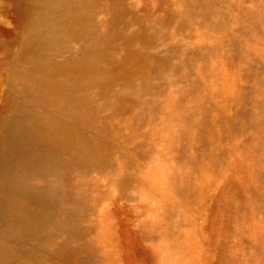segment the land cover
Listing matches in <instances>:
<instances>
[{
  "label": "rangeland",
  "instance_id": "obj_1",
  "mask_svg": "<svg viewBox=\"0 0 264 264\" xmlns=\"http://www.w3.org/2000/svg\"><path fill=\"white\" fill-rule=\"evenodd\" d=\"M25 2L0 0V128L26 72L91 59L31 264H264V0H68L83 25L42 56Z\"/></svg>",
  "mask_w": 264,
  "mask_h": 264
},
{
  "label": "bare ground",
  "instance_id": "obj_2",
  "mask_svg": "<svg viewBox=\"0 0 264 264\" xmlns=\"http://www.w3.org/2000/svg\"><path fill=\"white\" fill-rule=\"evenodd\" d=\"M66 1L26 0L29 24L24 43L37 56L53 52L67 37L79 33L84 17L78 8L58 16ZM89 61L35 66L16 84L28 103L16 105L0 128V264H31L33 251L24 247V241L51 220L60 206L57 187L38 185L35 178L60 163L59 146L74 133L57 113L80 114V102L66 75L86 74ZM37 102L50 112L36 111Z\"/></svg>",
  "mask_w": 264,
  "mask_h": 264
}]
</instances>
